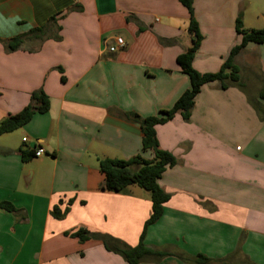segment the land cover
Returning <instances> with one entry per match:
<instances>
[{
	"label": "crops",
	"instance_id": "obj_1",
	"mask_svg": "<svg viewBox=\"0 0 264 264\" xmlns=\"http://www.w3.org/2000/svg\"><path fill=\"white\" fill-rule=\"evenodd\" d=\"M194 15L203 40L193 68L216 74L240 43L239 15L245 29L264 28V0H194ZM189 24L179 0H0V122L38 90L50 100L0 135V203L17 209H0V264H127L72 234L139 245L150 195L102 190L99 160L153 159L129 113L157 116L189 89L177 63L192 45ZM20 37L7 51L3 42ZM118 38L125 47L112 53ZM235 63L241 86L206 85L188 121L177 114L156 128L177 164L159 180L169 200L143 242L167 256L141 264H264V42ZM38 148L44 154L24 163L21 152ZM55 207L67 210L62 218Z\"/></svg>",
	"mask_w": 264,
	"mask_h": 264
},
{
	"label": "trees",
	"instance_id": "obj_2",
	"mask_svg": "<svg viewBox=\"0 0 264 264\" xmlns=\"http://www.w3.org/2000/svg\"><path fill=\"white\" fill-rule=\"evenodd\" d=\"M181 5L185 7L190 15V24L188 32L192 37L191 47L177 58L181 71L188 76L190 87L176 101L174 106L167 111H161L157 116L142 118L135 113H129V118L137 122L141 127L142 133V151L151 152L153 159L147 160L141 156H136L130 160L121 159H101L99 160V170L104 176L102 190L121 193L125 192L131 186H137L146 191L150 195L152 202V212L150 218L145 224V232L148 226L156 223L163 214L165 203L169 200V195L161 188L159 180L168 168H172L177 164L176 158L172 153L161 149L157 138V126L164 125L179 114L188 121L195 101L204 86L217 83L222 89H227L232 85L241 86L240 69L235 63L236 57L247 47L248 44H262L264 42V28L259 30H247L244 27L242 16L236 20V32L241 38L240 43L234 46L225 58L220 71L216 74H201L193 68L195 54L200 47L203 36L200 32L199 24L194 15V0H179ZM38 29L36 32H41ZM23 38L12 39L3 42L7 51H15L22 44ZM50 108V100L46 93L41 89L34 92L31 96V103L21 113L12 115L0 122V135L9 134L21 128L28 123L37 113H46ZM22 160L24 163L29 162L34 156V151H22ZM0 209L10 213H17V209L12 203H0ZM58 208L53 209L55 218H62ZM141 241L136 247H129L118 242L107 235L95 234L80 229L73 233L72 236L84 243L90 240L102 241L109 251L121 255L127 264H141L149 259L157 260L167 256L165 253H159L143 242L144 234ZM118 242V245H114ZM194 264H203L210 262L209 259L199 256Z\"/></svg>",
	"mask_w": 264,
	"mask_h": 264
},
{
	"label": "built area",
	"instance_id": "obj_3",
	"mask_svg": "<svg viewBox=\"0 0 264 264\" xmlns=\"http://www.w3.org/2000/svg\"><path fill=\"white\" fill-rule=\"evenodd\" d=\"M125 47V42L122 38H118L116 40V44L112 47L109 48V51L114 53L120 49H123ZM23 142H28V139L27 138H24L23 139ZM44 154V150L41 149V148H38L36 151H35V156L36 157H41L42 155Z\"/></svg>",
	"mask_w": 264,
	"mask_h": 264
},
{
	"label": "rangeland",
	"instance_id": "obj_4",
	"mask_svg": "<svg viewBox=\"0 0 264 264\" xmlns=\"http://www.w3.org/2000/svg\"><path fill=\"white\" fill-rule=\"evenodd\" d=\"M258 23V21H256V23L255 24H257ZM253 24V23H252ZM254 26H256V25H254ZM253 28H255V29H249V30H259V29H262L263 28V26L262 25H258L257 27H253ZM257 28V29H256ZM143 192H145V193H148V192H146V191H144V190H142Z\"/></svg>",
	"mask_w": 264,
	"mask_h": 264
}]
</instances>
